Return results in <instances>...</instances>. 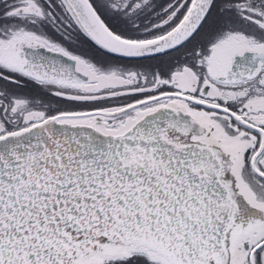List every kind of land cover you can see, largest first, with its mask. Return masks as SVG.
Here are the masks:
<instances>
[{
  "label": "snow or ice",
  "instance_id": "6c2138e0",
  "mask_svg": "<svg viewBox=\"0 0 264 264\" xmlns=\"http://www.w3.org/2000/svg\"><path fill=\"white\" fill-rule=\"evenodd\" d=\"M0 264H264V0H0Z\"/></svg>",
  "mask_w": 264,
  "mask_h": 264
},
{
  "label": "flooded vegetation",
  "instance_id": "af4514ba",
  "mask_svg": "<svg viewBox=\"0 0 264 264\" xmlns=\"http://www.w3.org/2000/svg\"><path fill=\"white\" fill-rule=\"evenodd\" d=\"M78 46L82 52H84L87 55H90L92 57H95L98 60L104 59L105 56L107 55V53L103 49H100L94 43L87 40L86 37L81 38ZM26 90L31 91L33 94H35L37 96L40 95V89L36 88L35 86H33L31 84L26 85Z\"/></svg>",
  "mask_w": 264,
  "mask_h": 264
},
{
  "label": "water",
  "instance_id": "95a60500",
  "mask_svg": "<svg viewBox=\"0 0 264 264\" xmlns=\"http://www.w3.org/2000/svg\"><path fill=\"white\" fill-rule=\"evenodd\" d=\"M105 51V50H104Z\"/></svg>",
  "mask_w": 264,
  "mask_h": 264
}]
</instances>
